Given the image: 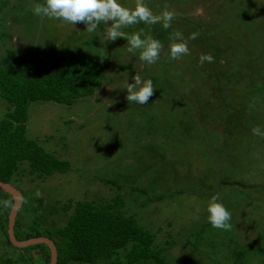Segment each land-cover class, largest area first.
<instances>
[{"label": "rangeland", "instance_id": "374dc122", "mask_svg": "<svg viewBox=\"0 0 264 264\" xmlns=\"http://www.w3.org/2000/svg\"><path fill=\"white\" fill-rule=\"evenodd\" d=\"M38 3L44 0H0V62L11 49L40 63L75 53L109 65L92 95L71 104L30 103L26 136L70 167L38 177L27 161L19 166L8 183L21 197L22 229L37 223L41 236L61 241L62 204L100 205L120 194L116 210L153 235L166 264H264V136L252 131L264 132V0H144L153 13L176 14L167 30L143 22L122 29H143L142 38L162 43L152 64L140 62L139 51L128 53L125 38L104 43L108 25L88 33L85 24L34 15ZM176 31L189 54L171 59ZM193 32L198 37L188 39ZM202 53L214 62L201 65ZM137 72L155 88L147 104L126 100L123 88ZM5 106L0 98V117ZM214 194L231 213L230 231L207 219ZM1 235L0 253L16 256L20 250Z\"/></svg>", "mask_w": 264, "mask_h": 264}, {"label": "trees", "instance_id": "16d2710c", "mask_svg": "<svg viewBox=\"0 0 264 264\" xmlns=\"http://www.w3.org/2000/svg\"><path fill=\"white\" fill-rule=\"evenodd\" d=\"M7 54L9 58L0 62V98L7 108L0 117V180L10 182L24 161L29 165L28 173L38 177L66 172L69 161L26 136L28 107L39 100L71 104L94 94L103 84L109 64L101 59H83L75 53L56 56L49 63L19 56L11 49ZM121 199L122 195L116 194L100 205L70 199L62 204L66 224L57 229L62 240H54L55 264H166L160 250L152 247L153 235L139 226L133 215L116 210L123 203ZM12 204L11 194L0 187V233L12 248L20 250L16 256L0 253V264H49L50 249L45 243L16 247L10 242L7 222ZM36 224L22 229L16 216V238L41 236Z\"/></svg>", "mask_w": 264, "mask_h": 264}, {"label": "clouds", "instance_id": "9594fccd", "mask_svg": "<svg viewBox=\"0 0 264 264\" xmlns=\"http://www.w3.org/2000/svg\"><path fill=\"white\" fill-rule=\"evenodd\" d=\"M31 10L34 15L60 20L66 24H85V31L88 33H94L102 23L108 25L103 34L104 43L114 42L117 38H125L128 44L127 52L136 57L139 51L136 58L143 64H152L159 59L163 48L162 43L148 35L142 38L143 29L132 34L122 29L143 22L149 25L159 23L167 30L171 27V22L176 15L174 11L167 8L159 13H153L145 5L144 0H135L133 8L123 6L119 0H44L43 4H35ZM198 35V32H193L188 39H196ZM170 40L172 42L168 47L171 59H178L189 54L187 40L181 32L172 33ZM214 60L215 58L210 53H202L198 62L203 65L205 62L213 63ZM108 87L113 88L110 85ZM123 89L127 90V102L137 104L149 103L155 91L152 80L143 79L138 72L132 77L131 83L126 82ZM252 131L255 135L264 136V132L259 127L253 128ZM5 204L7 205V202ZM207 212V219L213 228L225 231L232 229L231 213L223 203L219 202L218 194L210 198Z\"/></svg>", "mask_w": 264, "mask_h": 264}, {"label": "water", "instance_id": "95a60500", "mask_svg": "<svg viewBox=\"0 0 264 264\" xmlns=\"http://www.w3.org/2000/svg\"><path fill=\"white\" fill-rule=\"evenodd\" d=\"M0 187L11 194L13 198V204L8 213L7 222V234L10 242L16 247H26L33 244L45 243L50 249V261L49 264H55L57 259V249L54 242L47 236H35L23 240H18L14 234V223L18 207L21 203V197L17 189H15L10 183L0 180Z\"/></svg>", "mask_w": 264, "mask_h": 264}]
</instances>
